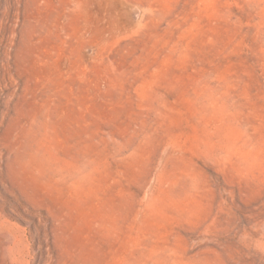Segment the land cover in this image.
I'll return each instance as SVG.
<instances>
[{"label":"rangeland","instance_id":"1","mask_svg":"<svg viewBox=\"0 0 264 264\" xmlns=\"http://www.w3.org/2000/svg\"><path fill=\"white\" fill-rule=\"evenodd\" d=\"M0 264H264V0H0Z\"/></svg>","mask_w":264,"mask_h":264}]
</instances>
